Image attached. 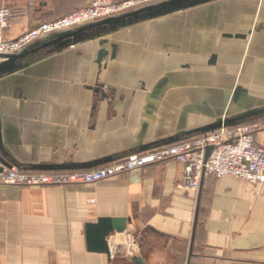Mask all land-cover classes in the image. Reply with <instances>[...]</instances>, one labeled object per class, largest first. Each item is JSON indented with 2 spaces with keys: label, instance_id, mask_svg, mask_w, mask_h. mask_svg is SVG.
Here are the masks:
<instances>
[{
  "label": "crops",
  "instance_id": "obj_1",
  "mask_svg": "<svg viewBox=\"0 0 264 264\" xmlns=\"http://www.w3.org/2000/svg\"><path fill=\"white\" fill-rule=\"evenodd\" d=\"M90 2L0 0L13 13L4 38ZM187 5L112 32L89 30L76 42L55 43L53 34L32 43L18 68L0 77L6 160L28 173L57 165L88 172L256 111L240 125L259 123L264 147V0ZM183 173L169 161L94 184L0 183V264H264V184L208 178L200 195L181 188ZM100 218L125 219L133 248L110 244L111 257L90 252L86 226Z\"/></svg>",
  "mask_w": 264,
  "mask_h": 264
},
{
  "label": "built area",
  "instance_id": "obj_2",
  "mask_svg": "<svg viewBox=\"0 0 264 264\" xmlns=\"http://www.w3.org/2000/svg\"><path fill=\"white\" fill-rule=\"evenodd\" d=\"M169 0H91L90 4L63 18L44 22L14 41L4 32L13 16L9 8H0V56L19 54L37 40L116 17ZM3 60L0 58V61ZM259 123L223 127L185 143L164 146L88 172L23 173L15 167L0 171V183L20 187H45L94 184L145 166L176 161L183 165L181 188L199 192L208 178L232 177L251 185L264 184V147L256 142ZM213 150L206 158L207 148ZM108 243L115 248L132 249L136 244L128 231L113 232Z\"/></svg>",
  "mask_w": 264,
  "mask_h": 264
},
{
  "label": "water",
  "instance_id": "obj_3",
  "mask_svg": "<svg viewBox=\"0 0 264 264\" xmlns=\"http://www.w3.org/2000/svg\"><path fill=\"white\" fill-rule=\"evenodd\" d=\"M187 1L188 0H169L166 2H162L159 4L151 5L145 8H141L138 10H134L116 17H111L104 19L102 21L89 24L80 28L75 29L73 33H71V30H67L64 32H60L55 34V36L58 37V40L55 43H58L65 38H73L74 41L76 42L80 38L84 37L85 33L89 30H93L96 28L103 29L104 32H112L115 31L119 28H125L129 26H133L139 22L145 21V20H151L155 19L161 16H164L166 14H170L174 11H177L181 9L182 7H187ZM243 37V36H240ZM28 53V48L25 49L23 52L19 54H14V55H8V56H0L1 59L6 60L7 65H0V77L5 74V73H11L12 71L16 70L18 68L17 65H14L15 62L25 56ZM107 56L106 51H101L99 54L98 62L101 64L103 59ZM6 66V67H3ZM242 96V91L239 89L236 94H235V100L237 101L240 97ZM259 112H252L249 114H245L242 116H238L235 118H229L225 120H218L215 123L209 124L205 127H203L200 132L201 134H208V133H213L223 127H234L238 126L240 124H243L247 121L248 118L257 115ZM173 142L166 143L165 145H168ZM3 145L2 142V137H1V126H0V149ZM164 144L158 145V144H152L150 146L142 147L139 149L137 153L134 154H139L145 151H149L152 149L160 148L163 147ZM213 150V147L210 146L207 148V154L206 158H208ZM131 154V155H134ZM112 158H106L104 160H100L92 166H97L103 163H108L111 162ZM12 164L9 163L5 155L1 152L0 150V171H2L5 167L7 168H12ZM36 170L40 171H58V170H68V169H77V168H71L69 166H39L35 168ZM202 188V186H201ZM200 195H201V189H200ZM199 206H200V200L198 203V208L196 212V217H195V223H194V229H193V236H192V242H191V254L193 253V245L195 242V232L197 228V222H198V213H199ZM127 229V222L125 219H115V218H100L97 223L95 224H87L86 226V234H87V244H88V249L90 252H95V253H102L106 254L109 257L112 256V248L110 244L108 243L107 238L113 233V232H124ZM137 262L141 263V260L139 258H135Z\"/></svg>",
  "mask_w": 264,
  "mask_h": 264
},
{
  "label": "rangeland",
  "instance_id": "obj_4",
  "mask_svg": "<svg viewBox=\"0 0 264 264\" xmlns=\"http://www.w3.org/2000/svg\"><path fill=\"white\" fill-rule=\"evenodd\" d=\"M130 156H132V155H130ZM130 156H128V157H130ZM128 157H126V158H128ZM126 158H124V159H126ZM123 160V159H122ZM121 161V160H120ZM12 167H15V168H17L18 170H20L17 166H12ZM5 168H7V167H5ZM21 171V170H20ZM21 172H23V171H21ZM53 172H55V171H53ZM56 172H72V171H68V170H66V171H56ZM131 172V171H130ZM23 173H28V172H23ZM34 173H51V172H48V171H45V172H34ZM75 185H79V184H75ZM61 186H69V185H61Z\"/></svg>",
  "mask_w": 264,
  "mask_h": 264
}]
</instances>
